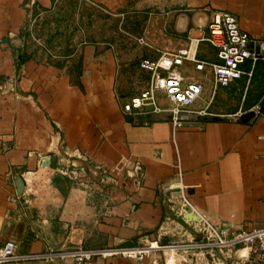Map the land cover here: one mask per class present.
Listing matches in <instances>:
<instances>
[{"label":"crops","instance_id":"crops-1","mask_svg":"<svg viewBox=\"0 0 264 264\" xmlns=\"http://www.w3.org/2000/svg\"><path fill=\"white\" fill-rule=\"evenodd\" d=\"M58 1L0 0V248L13 241L16 255L0 264H73L78 250L108 251L84 264H256L245 246L208 250L175 211L181 187L230 231L263 225L264 112L252 104L209 110L215 118L192 113L173 129L165 114L134 125L121 103L137 93L127 85L132 73L146 85L138 60L199 39L213 11L264 38V0H93L122 17L118 44L83 45L59 62L23 38L30 16L48 15ZM197 57L217 60L205 42ZM178 69L204 82L192 111L216 102L223 87L209 66L185 60ZM126 159L139 162L138 174L126 166L101 181L102 169ZM144 245L152 246L138 259L133 251Z\"/></svg>","mask_w":264,"mask_h":264},{"label":"built area","instance_id":"built-area-1","mask_svg":"<svg viewBox=\"0 0 264 264\" xmlns=\"http://www.w3.org/2000/svg\"><path fill=\"white\" fill-rule=\"evenodd\" d=\"M38 16H30L23 28V38L29 37L35 27ZM205 42L210 45L216 56V61L207 62L197 57L198 45ZM190 61L194 69L203 70L209 66L213 73L214 85L228 87L243 75L251 76L257 61H264V38L252 36L242 30L237 17L229 11H213L207 24V32L199 39H191L187 46L175 52H162L155 58L142 57L138 60L139 69L148 74L146 85L139 92L129 96L121 103V109L134 125H149L151 117L165 114L173 129H177L193 120L192 113L200 118L216 117L209 112V103L199 111H192V104L200 98L204 89L202 80L187 79L178 69L183 61ZM249 63V69L243 68ZM162 93L169 102L168 107H161L157 95ZM263 99V98H262ZM262 99L258 100L252 110L256 114L264 112ZM130 166L137 174L140 171L138 161L121 162L111 169H102L101 181L108 179ZM178 206L176 215L187 223L202 245L208 250L224 248L229 250L245 246L249 249L250 259L256 264H264V223L251 231H230L225 223L215 224L204 214L198 212L183 188L177 191ZM152 245L137 248L135 253L142 259ZM103 250H78L71 253L73 264H84L94 256L103 255ZM16 258L15 243L6 241L0 248V261Z\"/></svg>","mask_w":264,"mask_h":264},{"label":"rangeland","instance_id":"rangeland-1","mask_svg":"<svg viewBox=\"0 0 264 264\" xmlns=\"http://www.w3.org/2000/svg\"><path fill=\"white\" fill-rule=\"evenodd\" d=\"M120 19L122 17L116 12L107 10L93 0H59L51 13L38 18L37 25L29 36L30 45L32 48L47 50L52 59L58 62L65 61L83 45L108 42L110 39L112 43L115 41L118 44ZM133 29L134 26L131 25L129 30ZM130 66L134 68L135 63ZM262 68L264 65L258 67V73L254 70L251 76L243 75L229 87L218 89L215 94L216 102L213 101L208 110L214 112L240 108L244 111L255 101L264 98ZM131 75L133 77L127 80V85L135 82L136 92H139L144 76L139 73Z\"/></svg>","mask_w":264,"mask_h":264},{"label":"trees","instance_id":"trees-1","mask_svg":"<svg viewBox=\"0 0 264 264\" xmlns=\"http://www.w3.org/2000/svg\"><path fill=\"white\" fill-rule=\"evenodd\" d=\"M25 57H26V53L21 52V53L18 55V61H19V62L23 61ZM261 62L263 63V61H257V62L255 63L256 66H254V67H255L254 70H257V69H258L259 64H260ZM263 65H264V64H263ZM263 65H262V66H263ZM243 66H244L245 68H247V66H249V63L247 62V63H245ZM254 70H253L252 73H254ZM256 102H257V101H255V102L253 103V105H254ZM262 109H264V98L262 99Z\"/></svg>","mask_w":264,"mask_h":264},{"label":"water","instance_id":"water-1","mask_svg":"<svg viewBox=\"0 0 264 264\" xmlns=\"http://www.w3.org/2000/svg\"><path fill=\"white\" fill-rule=\"evenodd\" d=\"M215 118V117H214ZM198 237L200 238L201 237V235H198ZM224 264V263H223Z\"/></svg>","mask_w":264,"mask_h":264}]
</instances>
